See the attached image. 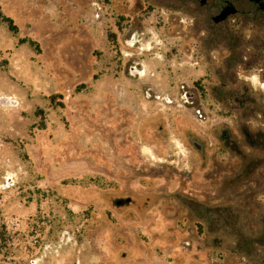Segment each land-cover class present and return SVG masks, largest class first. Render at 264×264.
I'll list each match as a JSON object with an SVG mask.
<instances>
[{"label":"rangeland","instance_id":"374dc122","mask_svg":"<svg viewBox=\"0 0 264 264\" xmlns=\"http://www.w3.org/2000/svg\"><path fill=\"white\" fill-rule=\"evenodd\" d=\"M199 1L0 0V264H264V13Z\"/></svg>","mask_w":264,"mask_h":264},{"label":"flooded vegetation","instance_id":"af4514ba","mask_svg":"<svg viewBox=\"0 0 264 264\" xmlns=\"http://www.w3.org/2000/svg\"><path fill=\"white\" fill-rule=\"evenodd\" d=\"M257 11L263 12L264 10H262V6L264 5V0H248ZM236 1L234 0H220L218 6H217V14L212 16V22L214 24H220L225 22L228 18H230L231 16H236L237 14H239L240 10L237 8L236 6ZM239 3L242 2V0H238ZM206 0H200L199 1V5L200 6H205L206 5ZM224 137H227V134H224ZM226 142H228L229 146H233L234 144L231 143L230 139L228 138L226 140ZM234 147V146H233ZM237 150V149H236ZM120 202L117 201V204H119Z\"/></svg>","mask_w":264,"mask_h":264},{"label":"built area","instance_id":"2783aa9c","mask_svg":"<svg viewBox=\"0 0 264 264\" xmlns=\"http://www.w3.org/2000/svg\"><path fill=\"white\" fill-rule=\"evenodd\" d=\"M3 181H4L3 184H1V189L3 190L9 188V186L12 184L10 177H5Z\"/></svg>","mask_w":264,"mask_h":264},{"label":"trees","instance_id":"16d2710c","mask_svg":"<svg viewBox=\"0 0 264 264\" xmlns=\"http://www.w3.org/2000/svg\"><path fill=\"white\" fill-rule=\"evenodd\" d=\"M8 22H10V20L7 19ZM10 25V24H9ZM10 29H13L12 27H10Z\"/></svg>","mask_w":264,"mask_h":264},{"label":"water","instance_id":"95a60500","mask_svg":"<svg viewBox=\"0 0 264 264\" xmlns=\"http://www.w3.org/2000/svg\"><path fill=\"white\" fill-rule=\"evenodd\" d=\"M262 10H264V5L262 6V8H261Z\"/></svg>","mask_w":264,"mask_h":264},{"label":"bare ground","instance_id":"6f19581e","mask_svg":"<svg viewBox=\"0 0 264 264\" xmlns=\"http://www.w3.org/2000/svg\"><path fill=\"white\" fill-rule=\"evenodd\" d=\"M136 74H138V72H136ZM136 74H135V75H136Z\"/></svg>","mask_w":264,"mask_h":264}]
</instances>
